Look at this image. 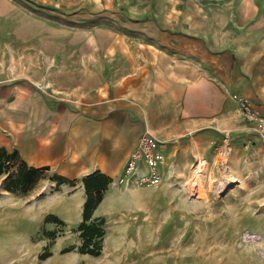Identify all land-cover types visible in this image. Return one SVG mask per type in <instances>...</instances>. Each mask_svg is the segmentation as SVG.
<instances>
[{"label":"crops","instance_id":"0c3cea01","mask_svg":"<svg viewBox=\"0 0 264 264\" xmlns=\"http://www.w3.org/2000/svg\"><path fill=\"white\" fill-rule=\"evenodd\" d=\"M141 11L149 14V8ZM150 12L151 19L97 34L83 71L63 74L61 87L52 78L56 72L40 71L37 62L28 70L0 65V148L66 179L58 185L41 178L28 194L8 192L31 198V205L60 204L62 216L49 214L69 223L74 211L80 224L85 179L110 177L93 214L107 220L105 248L112 235L126 231L125 215L134 214L126 205L141 189L119 179L145 130L162 141L168 160L175 141L191 130L254 132L233 93L249 96L264 113V0H158ZM63 50L56 58L63 59Z\"/></svg>","mask_w":264,"mask_h":264},{"label":"rangeland","instance_id":"374dc122","mask_svg":"<svg viewBox=\"0 0 264 264\" xmlns=\"http://www.w3.org/2000/svg\"><path fill=\"white\" fill-rule=\"evenodd\" d=\"M106 1L0 0V65L20 63L28 70L37 62L40 71L56 72L52 78L61 87L63 74L83 71L81 62L98 46L97 34L107 35L128 20L153 18L158 0H113V6ZM134 4L139 10L132 13ZM145 7L149 14L143 16ZM17 36L37 38L20 42ZM62 49L67 54L58 55L60 60L55 55ZM227 143L232 149L222 172L218 154ZM170 150L163 183L138 186L134 203L126 205L135 208L125 215L126 231L112 235L107 248L104 241L99 256L79 251L74 211L69 223L47 221L62 206L31 205V198L15 197L6 189L9 175H1L0 264H264V141L248 130L234 136L202 127ZM202 160L207 166L199 182L195 166ZM51 176L45 171L41 178Z\"/></svg>","mask_w":264,"mask_h":264},{"label":"trees","instance_id":"16d2710c","mask_svg":"<svg viewBox=\"0 0 264 264\" xmlns=\"http://www.w3.org/2000/svg\"><path fill=\"white\" fill-rule=\"evenodd\" d=\"M45 170L29 165L19 159L16 150L10 152L0 148V176L8 174L6 189L11 192L28 194L36 185ZM94 176V175H93ZM85 179L87 199L84 205L83 221L78 226V232L82 240L79 251L91 256H99L104 249V240L107 233V220L105 217H93L95 209L103 199L104 190L112 179L105 175ZM51 179L58 185L66 179L59 175H52ZM47 221L54 220L62 224L65 222L54 214L47 216ZM49 252L42 258L50 256Z\"/></svg>","mask_w":264,"mask_h":264},{"label":"built area","instance_id":"2783aa9c","mask_svg":"<svg viewBox=\"0 0 264 264\" xmlns=\"http://www.w3.org/2000/svg\"><path fill=\"white\" fill-rule=\"evenodd\" d=\"M242 115L256 135L264 141V113L255 101L242 93H233ZM162 141L149 130L140 136L135 148L130 151L123 169L120 183L132 186L157 187L163 183L167 156ZM225 149V148H224Z\"/></svg>","mask_w":264,"mask_h":264},{"label":"bare ground","instance_id":"6f19581e","mask_svg":"<svg viewBox=\"0 0 264 264\" xmlns=\"http://www.w3.org/2000/svg\"><path fill=\"white\" fill-rule=\"evenodd\" d=\"M225 148V149H224ZM224 148H222V150L220 151L219 155V159L217 161V166L218 169L222 172H224L225 167L227 168L228 165V161L230 158V151L232 149V145L230 143H227L226 146H224ZM206 166H207V162L204 160H202L201 162L199 161L198 164L195 166L196 167V177L197 180L199 182H202L204 174L206 172ZM212 175H211V179L210 181L212 182ZM195 178V177H194Z\"/></svg>","mask_w":264,"mask_h":264}]
</instances>
